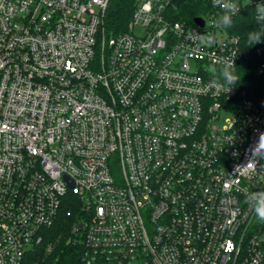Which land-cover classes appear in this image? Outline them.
Wrapping results in <instances>:
<instances>
[{"label":"built area","instance_id":"1","mask_svg":"<svg viewBox=\"0 0 264 264\" xmlns=\"http://www.w3.org/2000/svg\"><path fill=\"white\" fill-rule=\"evenodd\" d=\"M109 1L0 0V264L62 217L78 264H264L243 197L264 188V161L242 169L264 92L210 86L216 58L248 65L240 36L213 0L192 23L175 0H138L130 30L107 36ZM238 3L233 18L264 0Z\"/></svg>","mask_w":264,"mask_h":264},{"label":"trees","instance_id":"2","mask_svg":"<svg viewBox=\"0 0 264 264\" xmlns=\"http://www.w3.org/2000/svg\"><path fill=\"white\" fill-rule=\"evenodd\" d=\"M138 0H110L104 18V29L107 34L114 35L129 31ZM177 8L176 18L193 22L197 15L206 13L210 7V0H175ZM253 8L233 18L231 32L240 36L244 56L248 65L241 66L237 73L244 87L251 86L253 97L257 98L264 92V75L259 73V66L264 61V38L252 47L245 43L246 34L257 27ZM70 221L62 217L59 222L48 228L43 244L26 254L22 264H78L82 247L80 243L70 240ZM52 244V249L48 246Z\"/></svg>","mask_w":264,"mask_h":264},{"label":"clouds","instance_id":"3","mask_svg":"<svg viewBox=\"0 0 264 264\" xmlns=\"http://www.w3.org/2000/svg\"><path fill=\"white\" fill-rule=\"evenodd\" d=\"M213 6L222 10L218 25L225 29L231 28L234 24L233 16L237 15L240 10L238 0H213ZM253 14L257 27L246 34L245 43L248 47L260 43L264 38V3L258 4ZM198 37L201 46H211L214 43L212 34L198 35ZM233 55L235 56V53ZM213 65L210 78L211 87L229 91L239 82L240 76L236 71L234 59L216 58ZM250 152L249 162L242 169L254 171L258 164L264 161V133L260 134L258 142L251 147ZM261 171L264 172V169ZM243 197L244 203L254 213L255 220L264 223V188L256 191L244 190Z\"/></svg>","mask_w":264,"mask_h":264},{"label":"rangeland","instance_id":"4","mask_svg":"<svg viewBox=\"0 0 264 264\" xmlns=\"http://www.w3.org/2000/svg\"><path fill=\"white\" fill-rule=\"evenodd\" d=\"M134 33L137 34V35H144L145 34V29L143 27H141V26H136L134 28ZM193 64H194V62H193Z\"/></svg>","mask_w":264,"mask_h":264},{"label":"water","instance_id":"5","mask_svg":"<svg viewBox=\"0 0 264 264\" xmlns=\"http://www.w3.org/2000/svg\"><path fill=\"white\" fill-rule=\"evenodd\" d=\"M195 21H196L197 23H199V24H203L202 19L199 18V17H196V18H195Z\"/></svg>","mask_w":264,"mask_h":264}]
</instances>
